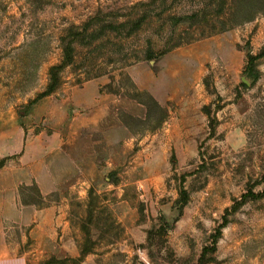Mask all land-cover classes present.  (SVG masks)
Listing matches in <instances>:
<instances>
[{"label":"rangeland","instance_id":"rangeland-1","mask_svg":"<svg viewBox=\"0 0 264 264\" xmlns=\"http://www.w3.org/2000/svg\"><path fill=\"white\" fill-rule=\"evenodd\" d=\"M34 1L0 0V264H264V0Z\"/></svg>","mask_w":264,"mask_h":264},{"label":"trees","instance_id":"trees-1","mask_svg":"<svg viewBox=\"0 0 264 264\" xmlns=\"http://www.w3.org/2000/svg\"><path fill=\"white\" fill-rule=\"evenodd\" d=\"M47 1L44 0H37L34 1L31 6L33 9L41 8ZM93 25V18H90L87 22L83 24H69L68 27L61 30V34L57 38L59 48L61 50L60 60L58 63L49 66L47 71V83L45 89L39 92L35 98L29 101V105L37 102L43 97L49 96L53 93H56L61 89L65 80L63 79V72L66 67L72 66L76 60V51L74 45L78 43L80 40L83 42L85 39L89 38L92 35V31L90 32L91 26ZM109 28H111L109 26ZM43 33V31H40ZM90 35V36H89ZM89 36V37H88ZM50 38V36H48ZM152 54L148 55L147 58H152ZM248 63L246 66L245 71L249 74L258 72L257 64H256V56L252 55L250 52L248 53ZM95 77V76H92ZM88 76L85 80L92 78ZM81 81L78 80L77 83Z\"/></svg>","mask_w":264,"mask_h":264},{"label":"crops","instance_id":"crops-1","mask_svg":"<svg viewBox=\"0 0 264 264\" xmlns=\"http://www.w3.org/2000/svg\"><path fill=\"white\" fill-rule=\"evenodd\" d=\"M15 191H16V189H15ZM45 193H49L48 191H46ZM28 209V208H27ZM26 209V211H28L29 212V220H31L32 219V217H33V214H32V212H31V209H29V210H27ZM11 218H13V217H11ZM0 219H1V215H0ZM2 259V256H0V260Z\"/></svg>","mask_w":264,"mask_h":264}]
</instances>
